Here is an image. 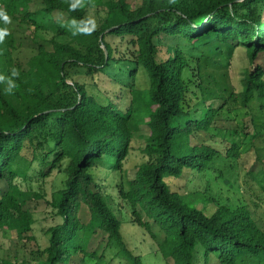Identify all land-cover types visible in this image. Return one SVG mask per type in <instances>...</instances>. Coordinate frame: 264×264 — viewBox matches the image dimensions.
Returning a JSON list of instances; mask_svg holds the SVG:
<instances>
[{
    "label": "trees",
    "instance_id": "trees-1",
    "mask_svg": "<svg viewBox=\"0 0 264 264\" xmlns=\"http://www.w3.org/2000/svg\"><path fill=\"white\" fill-rule=\"evenodd\" d=\"M72 3L0 0L11 18L8 24L0 20L9 32L0 42V230L34 239L27 202L41 194L23 191L17 181L46 179L67 161L65 187L52 201L62 221L46 231L49 245L33 252L39 264H101L107 257L106 264L116 257L144 264L129 248L97 170L118 175L123 217L130 212L165 264H264V227L249 205L213 196L209 178L237 181L242 159L255 150L246 174L264 199V148L257 147L264 143V67L258 62L264 55V0H84L71 10ZM91 8L104 15L91 34H83L78 30L91 27ZM162 35L179 41L167 47L166 58L156 42ZM22 38L35 47L27 59ZM112 38L127 44V51ZM239 48L248 67L238 91L221 57H233ZM114 64L131 80L144 68L149 87L116 77L118 99L98 94L94 78L111 76ZM188 73L199 78L195 93ZM190 93L201 96V109L192 111ZM248 112L249 123L228 124ZM137 136H146L149 158L127 178L124 162ZM188 173L203 175L205 190L171 187L169 179Z\"/></svg>",
    "mask_w": 264,
    "mask_h": 264
},
{
    "label": "rangeland",
    "instance_id": "rangeland-1",
    "mask_svg": "<svg viewBox=\"0 0 264 264\" xmlns=\"http://www.w3.org/2000/svg\"><path fill=\"white\" fill-rule=\"evenodd\" d=\"M134 4H138L141 0H131ZM37 8H40V4H36ZM104 13H97L94 8H91L89 11L90 18L94 19L96 25L99 23L100 19ZM59 17V15H56ZM46 36L51 37V34H46ZM24 39V38H22ZM114 46H120L121 51H127V44H121L118 39H110ZM156 42L160 47V56L162 58L168 57L167 47L176 46L178 44V39L166 35L156 39ZM182 47L189 53H193V49L189 45L181 42ZM23 48L21 49L23 59H27L34 49V44L26 38L22 44ZM197 54L196 51H194ZM221 57L222 61L228 67L231 75V82L234 85L236 90H241V78L243 71L248 67V60L246 55L239 48L237 52L232 57L229 53ZM258 62L264 67V55L260 57ZM194 63V62H193ZM195 64V63H194ZM120 64H114V66L109 70L111 76L106 74H99L93 80L97 84V87L94 88L95 91L99 94L97 90H100L102 93L100 95H107L115 99V94H118L120 91V83L114 82V78L118 77L120 80L129 81L131 84H134L139 89H146L150 85L149 77L144 68H139L136 79H129V71L124 70L119 72ZM116 75V76H115ZM115 76V77H113ZM189 82L191 83L190 89L194 93L199 91L197 83L199 78L194 76L192 73H188ZM87 81L92 82V78L88 75L84 76ZM113 77V78H112ZM116 78V80L118 79ZM191 99L192 111L202 108L201 96H197L193 93L189 94ZM123 107V104H120ZM126 105V104H125ZM246 111V110H245ZM246 113V112H244ZM237 119L229 122L228 124H237L238 121H241L242 124L249 123L250 118H252V113H247L242 115V113L236 116ZM227 124V125H228ZM143 135L146 133L141 129ZM146 136H137L132 143V148L129 157L124 162L125 175L127 178H130L134 175L136 167L148 160V155L145 152L146 148ZM258 148H264V143L259 142L257 144ZM257 152L255 150L250 151L245 154L241 163V176L237 181L227 180L223 178H215L210 176L211 181V190L213 196H215L221 202H229L232 205L239 203H244L249 205L251 211L253 212L254 217L258 223L264 227V199L263 191L259 187L258 183L254 180L251 181L250 176L246 174L252 167L257 159ZM261 162L264 164V152H262ZM68 162H64L63 168L61 170H55L49 177L46 179L39 178V176L31 174L33 176L32 182L23 180L22 178L18 179L19 185L22 187L23 191L27 192L32 190L33 193H39L41 196L31 195V198L27 202V205L30 207V210L33 212L35 217V223L32 228V233L34 239L30 238H19L15 231L11 230H0V264H6L10 262L12 264H39L37 260L34 259L33 252L38 249H44L49 245V235L47 230L49 227L56 225L61 222L62 219L57 215V211L52 205L53 197L56 192L65 187V182L67 180V173L65 171ZM99 178H102L101 183L103 184V189L108 196V202L112 206V209L117 213V215L123 221V234L128 243L129 248L135 255H140L144 264H165L163 261V254L160 253L159 248L156 242L150 237V235L141 227L133 224L130 218V212H127V215L123 217V214L126 213V206L120 197L119 190L116 187V182H118V175L112 173L110 170H97ZM214 173V172H213ZM169 184L172 188L178 189L185 193L194 192L196 190H205L207 184L205 177L203 175L191 174L188 173L183 179H169ZM2 187V186H1ZM5 191V187L2 188ZM119 208H122L123 212H120ZM85 209V208H83ZM85 213V210L82 211ZM101 240L98 239L95 241L93 246L97 248ZM97 244V245H96ZM96 245V246H95ZM110 257H107V260ZM101 262V264H106V261ZM89 264H100L95 262H90ZM112 264H131V261L126 257H116ZM211 264H217L216 260H212Z\"/></svg>",
    "mask_w": 264,
    "mask_h": 264
},
{
    "label": "clouds",
    "instance_id": "clouds-1",
    "mask_svg": "<svg viewBox=\"0 0 264 264\" xmlns=\"http://www.w3.org/2000/svg\"><path fill=\"white\" fill-rule=\"evenodd\" d=\"M84 5V0H73V3L70 5L71 10H75L77 7H82ZM0 20H2L4 23L8 24L11 23V18L10 16L7 14V11L0 7ZM73 25H75L77 22L73 21L72 22ZM87 24H90L91 27H85L82 29H79L78 31L83 33V34H91V32L96 28V22L94 19L89 18L86 21ZM9 34L8 29L7 28H0V42H3V39L5 36H7ZM74 35L76 34L75 32L73 33ZM19 73L16 69L12 70V76H18ZM5 80V77L0 76V82H3ZM11 83V81H10ZM7 91H11V88H9Z\"/></svg>",
    "mask_w": 264,
    "mask_h": 264
}]
</instances>
